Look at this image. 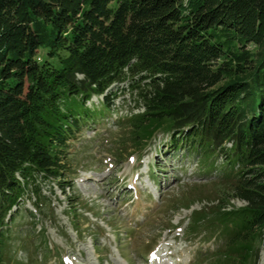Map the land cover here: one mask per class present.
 <instances>
[{"label": "trees", "instance_id": "obj_1", "mask_svg": "<svg viewBox=\"0 0 264 264\" xmlns=\"http://www.w3.org/2000/svg\"><path fill=\"white\" fill-rule=\"evenodd\" d=\"M123 82L140 102L124 121L135 145L162 134L202 173L232 177L243 204L200 222L216 242L207 262L257 264L264 0H0V252L31 214V185L65 176L70 138L109 116ZM93 95L100 100L87 104Z\"/></svg>", "mask_w": 264, "mask_h": 264}, {"label": "rangeland", "instance_id": "obj_2", "mask_svg": "<svg viewBox=\"0 0 264 264\" xmlns=\"http://www.w3.org/2000/svg\"><path fill=\"white\" fill-rule=\"evenodd\" d=\"M114 90L109 116L70 138L65 176L36 179L23 197L28 213L35 214L32 201L40 212L13 223L0 264H209L204 253L216 242L201 237L200 222L242 204L232 177L202 173L162 134L135 145L124 121L140 109L136 91L125 82Z\"/></svg>", "mask_w": 264, "mask_h": 264}, {"label": "bare ground", "instance_id": "obj_3", "mask_svg": "<svg viewBox=\"0 0 264 264\" xmlns=\"http://www.w3.org/2000/svg\"><path fill=\"white\" fill-rule=\"evenodd\" d=\"M261 264H264V257L262 258V262H261Z\"/></svg>", "mask_w": 264, "mask_h": 264}]
</instances>
